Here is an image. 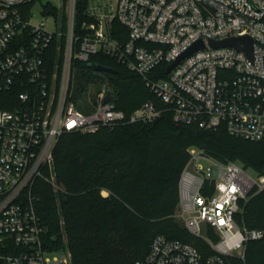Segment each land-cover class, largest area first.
I'll return each instance as SVG.
<instances>
[{
    "label": "built area",
    "instance_id": "built-area-1",
    "mask_svg": "<svg viewBox=\"0 0 264 264\" xmlns=\"http://www.w3.org/2000/svg\"><path fill=\"white\" fill-rule=\"evenodd\" d=\"M32 1L0 0V243L7 252L0 264H71L69 252L45 248L34 194L64 134L149 124L168 111L178 123L222 128L250 142L264 138V0H89L78 25L77 0H63L65 29L56 19L51 29L44 20L34 22L30 11L25 15ZM246 36L252 58L209 44ZM198 42L205 48L167 73ZM93 56L141 77L163 108L146 102L127 116L107 83L96 92L91 83L83 94L95 93L93 109H80L73 65ZM189 152L177 217L213 252L204 257L190 244L157 236L135 264H231L230 257L244 258L250 241L264 239V231L241 224L247 202L264 189V176L254 179L243 166L201 148ZM8 241L19 252L10 253Z\"/></svg>",
    "mask_w": 264,
    "mask_h": 264
},
{
    "label": "trees",
    "instance_id": "trees-1",
    "mask_svg": "<svg viewBox=\"0 0 264 264\" xmlns=\"http://www.w3.org/2000/svg\"><path fill=\"white\" fill-rule=\"evenodd\" d=\"M35 1L23 7L25 15ZM88 3L77 0V25L84 20ZM46 13L66 28L65 12L47 7ZM92 63L118 73L96 72L88 66ZM73 67L76 102L89 84H94L96 92L107 83L117 109L127 116L146 102L163 108L144 80L115 60L93 56L89 62L75 61ZM68 138L54 150L57 189L40 178L34 194L47 231L45 248L69 252L71 264H135L147 256L157 236L190 244L204 257L212 254L203 238L193 235L177 217L180 180L193 147L220 162L237 163L264 176V138L250 142L222 128L214 132L178 123L168 111L153 123H126L94 134H64L59 141ZM241 224L264 231V189L247 202ZM7 244L10 253L19 252L10 241ZM6 253L0 243V254ZM228 259L231 264H264V239L250 241L244 258Z\"/></svg>",
    "mask_w": 264,
    "mask_h": 264
},
{
    "label": "rangeland",
    "instance_id": "rangeland-1",
    "mask_svg": "<svg viewBox=\"0 0 264 264\" xmlns=\"http://www.w3.org/2000/svg\"><path fill=\"white\" fill-rule=\"evenodd\" d=\"M47 7H53L55 10H57L59 13H63L65 12V7L63 6V0H36L34 5L31 6L30 8V12L33 15V21L34 22H39L41 20H44L47 22V24L49 25V27L51 29H53L54 27V17L49 16L48 14H46V8ZM95 93L92 92L91 97H88L87 95L83 94L80 98V100L77 102L79 107L85 111V112H91L92 111V107H91V102L90 101H94L95 98ZM68 139H61L60 141L58 140V142L56 143L60 145L62 142H66ZM53 169H54V163L51 167L46 168L47 173L45 174V172H43L44 174V180L50 182L54 188L57 189V185L55 183V175L53 173ZM247 173L254 179H257L258 174L252 170V169H246ZM104 195L106 196L107 194L104 193ZM183 222L184 225H186V223L181 220Z\"/></svg>",
    "mask_w": 264,
    "mask_h": 264
},
{
    "label": "water",
    "instance_id": "water-1",
    "mask_svg": "<svg viewBox=\"0 0 264 264\" xmlns=\"http://www.w3.org/2000/svg\"><path fill=\"white\" fill-rule=\"evenodd\" d=\"M210 46L212 48H224V47H233L236 48L239 51L245 52L249 57L252 58V46L253 41L250 37H238V38H231L223 41H210ZM205 48V44L203 42L196 43L189 51L184 53L176 62H174L172 65H170L167 69V73H170L183 59L186 57L192 55L194 52L199 51L201 49ZM91 69L95 70L96 72L100 73H109V74H117L118 70L112 67L103 66L99 64H89L88 65ZM111 95V90L108 92V96L106 101L109 100Z\"/></svg>",
    "mask_w": 264,
    "mask_h": 264
}]
</instances>
